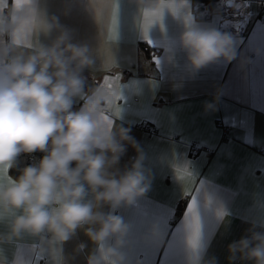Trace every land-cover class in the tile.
<instances>
[{
  "label": "crops",
  "instance_id": "0c3cea01",
  "mask_svg": "<svg viewBox=\"0 0 264 264\" xmlns=\"http://www.w3.org/2000/svg\"><path fill=\"white\" fill-rule=\"evenodd\" d=\"M218 1L201 6L187 0L188 7L179 14L166 9L149 31L150 45L134 0H116V39L109 31L114 0H30L38 22L57 17L72 43L89 48L93 64L83 70L84 94L75 99L73 110L99 87L111 100L102 119L130 129L132 142H124L117 167L123 171L139 159L149 188L131 205L103 208L127 226L119 249L124 264H230V244L264 234V21L256 18L260 0H233L242 4L240 11L223 8V0L222 7L216 6ZM19 3L0 0V23L15 19ZM187 14L191 22L184 19ZM228 20L233 21L230 27ZM189 24L230 35L234 58L193 68L179 44ZM59 34L45 35L37 27L28 33V41L48 45ZM141 43L156 51L152 60L141 52ZM117 74L120 81L113 79ZM145 125L155 132L143 131ZM8 176L0 171V181ZM193 197L201 233L197 249L189 243ZM87 227L78 228L62 245L50 234L43 240L25 234L0 244V264H87L96 249L85 234ZM7 230L0 223V233ZM80 244L86 247L78 250ZM236 255L232 264H254Z\"/></svg>",
  "mask_w": 264,
  "mask_h": 264
},
{
  "label": "clouds",
  "instance_id": "9594fccd",
  "mask_svg": "<svg viewBox=\"0 0 264 264\" xmlns=\"http://www.w3.org/2000/svg\"><path fill=\"white\" fill-rule=\"evenodd\" d=\"M158 2L134 0L142 15ZM15 11V19L0 23V36L10 37L0 39V171L18 168L21 154L44 155L0 181V223L8 229L0 244L50 234L62 245L87 225L85 234L96 245L87 264H124L119 249L127 226L103 208L131 205L149 188L139 159L123 171L117 167L124 142H132L130 129L102 119L111 100L99 87L73 110L84 94L83 70L93 64L89 48L72 43L57 17L38 22L30 0H20ZM37 27L45 35L60 34L34 46L28 33ZM179 44L195 69L235 56L233 38L214 28L189 24ZM229 251L230 264L237 253L242 261L264 264V234L242 237Z\"/></svg>",
  "mask_w": 264,
  "mask_h": 264
},
{
  "label": "snow or ice",
  "instance_id": "6c2138e0",
  "mask_svg": "<svg viewBox=\"0 0 264 264\" xmlns=\"http://www.w3.org/2000/svg\"><path fill=\"white\" fill-rule=\"evenodd\" d=\"M188 7L187 0H160L159 6L157 8L151 10H144L143 11V33L145 40L151 45L152 41L149 37V31L152 26L158 22L162 21L164 12L166 9L171 10L174 14H179L180 10L183 8ZM118 12L119 6L116 0H114L111 12V26H110V38H117L118 37ZM184 19L188 22H191L192 16L187 14L185 15ZM154 62L157 64L159 63V58H154ZM113 79L121 80V74H117ZM192 191V190H191ZM191 191H188V194H191ZM196 208V200L193 197L190 207L188 209L189 213L193 215V222L190 225L192 228V235L190 237L189 243L193 249H197L200 243V223L199 217L195 213ZM223 215V213L221 214Z\"/></svg>",
  "mask_w": 264,
  "mask_h": 264
},
{
  "label": "trees",
  "instance_id": "16d2710c",
  "mask_svg": "<svg viewBox=\"0 0 264 264\" xmlns=\"http://www.w3.org/2000/svg\"><path fill=\"white\" fill-rule=\"evenodd\" d=\"M193 1H200V2H204L205 4L209 3V2H214L217 0H193ZM139 48L141 50V52L146 55V57L149 60H152V58L156 55V51L151 48L148 44L146 43H141L139 44ZM44 155V153H41L39 151L32 153V154H21V156L19 157V161H18V168H13L10 171V176H18L19 175V169H22L24 166L35 163L36 161H38L40 158H42V156ZM184 206V203H182L180 205V208H182ZM181 209L179 210L178 213H180Z\"/></svg>",
  "mask_w": 264,
  "mask_h": 264
},
{
  "label": "built area",
  "instance_id": "2783aa9c",
  "mask_svg": "<svg viewBox=\"0 0 264 264\" xmlns=\"http://www.w3.org/2000/svg\"><path fill=\"white\" fill-rule=\"evenodd\" d=\"M257 4H258V11L256 14V18L264 21V0L258 1ZM215 5L216 6L219 5L220 7H222V1L219 0L218 2H215ZM143 131H145L147 133H154L155 132V130L148 125H145L143 127Z\"/></svg>",
  "mask_w": 264,
  "mask_h": 264
},
{
  "label": "water",
  "instance_id": "95a60500",
  "mask_svg": "<svg viewBox=\"0 0 264 264\" xmlns=\"http://www.w3.org/2000/svg\"><path fill=\"white\" fill-rule=\"evenodd\" d=\"M198 4L201 6L205 5L204 2H199ZM235 5H238V7ZM223 8L225 9L236 8L238 11H240L242 9V4L240 2H235L233 0H223ZM239 30H240V33H242L244 30V26L243 25L240 26Z\"/></svg>",
  "mask_w": 264,
  "mask_h": 264
},
{
  "label": "bare ground",
  "instance_id": "6f19581e",
  "mask_svg": "<svg viewBox=\"0 0 264 264\" xmlns=\"http://www.w3.org/2000/svg\"><path fill=\"white\" fill-rule=\"evenodd\" d=\"M235 21H236V20H235ZM232 24H233V21H232V20H231V21L228 20L226 25H229V27H230ZM235 25H237V24H235ZM235 29H237V28H235ZM235 31H236V30H235Z\"/></svg>",
  "mask_w": 264,
  "mask_h": 264
},
{
  "label": "rangeland",
  "instance_id": "374dc122",
  "mask_svg": "<svg viewBox=\"0 0 264 264\" xmlns=\"http://www.w3.org/2000/svg\"><path fill=\"white\" fill-rule=\"evenodd\" d=\"M211 6L213 7V6H215V5L213 4V5H211ZM233 19H234V18H233Z\"/></svg>",
  "mask_w": 264,
  "mask_h": 264
}]
</instances>
